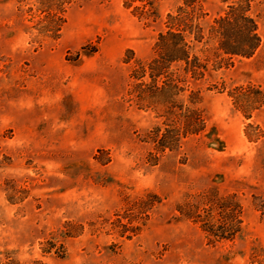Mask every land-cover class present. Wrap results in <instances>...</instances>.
Returning <instances> with one entry per match:
<instances>
[{
  "label": "rangeland",
  "instance_id": "rangeland-1",
  "mask_svg": "<svg viewBox=\"0 0 264 264\" xmlns=\"http://www.w3.org/2000/svg\"><path fill=\"white\" fill-rule=\"evenodd\" d=\"M149 1L150 17L141 0H72L55 37L38 0H0V264H264V0L251 58L195 44L205 129L164 152V110L139 102L131 76L182 0ZM234 1L201 0L206 34ZM210 189L241 206L234 240L211 242L177 210Z\"/></svg>",
  "mask_w": 264,
  "mask_h": 264
},
{
  "label": "trees",
  "instance_id": "trees-1",
  "mask_svg": "<svg viewBox=\"0 0 264 264\" xmlns=\"http://www.w3.org/2000/svg\"><path fill=\"white\" fill-rule=\"evenodd\" d=\"M38 1L39 10L44 13L45 30L58 37L65 23V5L72 0ZM134 1L126 0V4L130 6ZM141 1L144 2L143 13L149 17L154 15L151 1ZM255 1L235 0L224 15L213 21L206 34L200 22L203 17L201 0H182L177 13L168 16L169 28L159 34L153 58L136 61L131 76L133 93L137 94L141 104L162 107L166 118L164 130L160 127L153 131L152 142L157 152L177 150L182 138L199 134L205 129L203 111L198 107L202 102L201 91H195L191 85L204 77L209 61H203L195 54V44L213 43L220 62L251 58L261 48L263 40L259 27L249 14ZM59 13H63V17ZM186 92H190V106L183 107V112L177 114L176 109L182 110V106L176 103L177 97ZM257 92L264 104V93L259 89ZM243 96L246 97V94ZM177 210L181 216L199 224L211 242L234 240L242 231V210L235 195L220 196L216 189H210L189 197ZM50 245L56 246L53 243ZM52 248L43 249V252L51 253ZM55 254L61 258L64 256L63 251H56ZM33 264L48 263L38 260Z\"/></svg>",
  "mask_w": 264,
  "mask_h": 264
}]
</instances>
